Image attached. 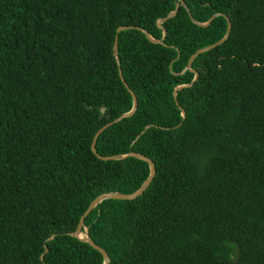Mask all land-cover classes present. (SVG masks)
I'll use <instances>...</instances> for the list:
<instances>
[{
	"label": "trees",
	"instance_id": "1",
	"mask_svg": "<svg viewBox=\"0 0 264 264\" xmlns=\"http://www.w3.org/2000/svg\"><path fill=\"white\" fill-rule=\"evenodd\" d=\"M183 1L0 0V264H103L118 67L108 264H264V0Z\"/></svg>",
	"mask_w": 264,
	"mask_h": 264
},
{
	"label": "water",
	"instance_id": "2",
	"mask_svg": "<svg viewBox=\"0 0 264 264\" xmlns=\"http://www.w3.org/2000/svg\"><path fill=\"white\" fill-rule=\"evenodd\" d=\"M184 6L186 9L187 8V5L185 4V2L183 0H176V3H175V8L169 12L165 17L163 18H160L157 20L156 22V25L157 27H161V24L166 21L168 18L174 16L176 14V11L178 9L179 6ZM189 14V13H188ZM217 15H220V13H215L214 15H212L206 22L204 23H200L198 21H196L195 19H193L191 17V15H189L190 19L192 20V22L198 24V25H207L208 23L211 22V20L217 16ZM225 16V15H224ZM226 17V16H225ZM227 19V17H226ZM228 21V20H227ZM230 22L228 21V24H227V29H226V32H225V35L217 42L213 43V44H210L208 46H205V47H202V48H199L197 49L189 58L188 60V64L186 66V68L190 69V65L193 61V59L196 57L197 54L199 53H202L206 50H209L211 48H213L214 46L220 44L221 42H223L227 36H228V33L230 31ZM127 29H138L140 30L141 32H143L145 34V36L153 43H160L162 44L163 43V39L165 37V34H166V30L164 28H162V37L160 39H155L153 38L145 29L143 28H140V27H137V26H132V25H123V26H119L117 29H116V34H115V37H114V43H113V54L116 58V61H117V64L119 66V61L117 59V52H118V46H117V40H118V32L122 31V30H127ZM194 78L193 79H196L197 78V73L194 72ZM118 74H119V78L120 80L122 81V83L124 84V86L126 87V89L128 90V92L131 94V97H132V107L131 109L128 111V112H125L123 114H121L119 117L113 119L112 121L102 125L94 134L93 136V139H92V143H91V150L94 154H96V156L101 159V160H115V159H121V158H124V157H127V156H132V157H135L137 159H140V160H143L145 162H147L148 166H149V174L147 176V178L143 181V183L140 185L139 188H137L135 191L131 192V193H127V194H123V193H119V192H105V193H101L99 195H97L87 206V208L85 209V211L83 212V214L80 216L79 218V221L77 223V226H76V229L73 231V232H70L68 233L69 235L73 236V237H76L84 242H87L92 248L96 249L103 257V264H108L109 263V257L107 255V253L105 252V250H103L100 246H98L97 244H95L91 238L89 237L88 235V227L84 226V218L90 213V211L96 207L98 205V203H100L102 200L104 199H109V198H112V199H127V200H130V199H133L135 198L136 196L140 195L143 190L150 184L154 174H155V166H154V163L153 161L142 155V154H139V153H136V152H128L126 154H115V155H110V156H102V155H99L96 153L95 151V142H96V139L98 137V135L105 129L107 128L108 126H110L111 124L119 121L121 118L123 117H127V116H130L134 113L135 109H136V106H137V99H136V96L135 94L132 92V90L129 88V86L127 85V83L125 82L124 78H123V75H122V72H121V69L118 67ZM190 85L189 84H185V85H178L174 88L173 90V95L175 96V93H176V90L184 87V86H188ZM181 115L184 116V111L181 110ZM149 125L145 126L144 127V130L146 128H148ZM143 130V131H144ZM143 131H141V133H143ZM53 237V235H51L50 237H48V239H51ZM45 251H47L46 247H45ZM41 258H42V255H41Z\"/></svg>",
	"mask_w": 264,
	"mask_h": 264
}]
</instances>
